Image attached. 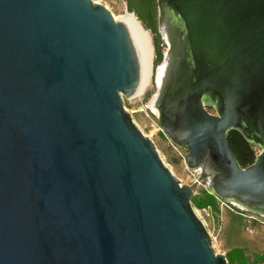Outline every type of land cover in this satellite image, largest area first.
Instances as JSON below:
<instances>
[{
    "label": "water",
    "instance_id": "95a60500",
    "mask_svg": "<svg viewBox=\"0 0 264 264\" xmlns=\"http://www.w3.org/2000/svg\"><path fill=\"white\" fill-rule=\"evenodd\" d=\"M156 5V116L191 184L123 107L142 78L124 23L93 0H0V264H227L190 204L201 181L264 217V0Z\"/></svg>",
    "mask_w": 264,
    "mask_h": 264
},
{
    "label": "rangeland",
    "instance_id": "374dc122",
    "mask_svg": "<svg viewBox=\"0 0 264 264\" xmlns=\"http://www.w3.org/2000/svg\"><path fill=\"white\" fill-rule=\"evenodd\" d=\"M93 1L105 6L115 17L128 11L125 0ZM143 29L145 30L144 26ZM147 32L151 42L154 69L159 63L154 66L153 35L149 30ZM161 41L164 51L167 46L162 38ZM155 91L153 83L141 97L122 95L123 107L137 128L153 142L160 159L179 183L191 184L197 179L198 172L187 167L184 161L185 150L170 141L162 131L156 114L150 109ZM208 111L213 112V109L208 108ZM256 150L258 153L257 147ZM190 204L209 233L214 252L223 254L227 264H264V217L221 201L207 190L205 181H201L195 188Z\"/></svg>",
    "mask_w": 264,
    "mask_h": 264
},
{
    "label": "bare ground",
    "instance_id": "6f19581e",
    "mask_svg": "<svg viewBox=\"0 0 264 264\" xmlns=\"http://www.w3.org/2000/svg\"><path fill=\"white\" fill-rule=\"evenodd\" d=\"M113 17L115 20L121 21L129 28V30L137 40L141 52L142 78L139 87L130 96L134 98L141 97L147 92V90L154 83L156 87V91L150 103V107H151L150 109L154 114L157 115L156 102L166 75V70L168 66L167 54L165 56V60L159 62V64L156 65V67L153 69L152 67L153 54H152L151 42L149 39L148 32L147 30L145 31L143 29L141 22H139V20L136 19L133 13L128 11H126L124 14L120 15L119 17H115V16ZM161 23L163 26L164 22ZM166 50L167 49H165V51ZM195 172L196 173L198 172L199 175V170H196ZM233 204L241 209H244V207L236 203Z\"/></svg>",
    "mask_w": 264,
    "mask_h": 264
},
{
    "label": "trees",
    "instance_id": "16d2710c",
    "mask_svg": "<svg viewBox=\"0 0 264 264\" xmlns=\"http://www.w3.org/2000/svg\"><path fill=\"white\" fill-rule=\"evenodd\" d=\"M125 1L127 3V10L133 12L136 15V18L141 21L144 28L149 30L153 35L152 40L155 50V66L162 59V41L157 29L156 21V0H136V4L132 3L130 0ZM227 143L242 167L253 162L257 154L256 147L246 141L239 132L230 131L227 136Z\"/></svg>",
    "mask_w": 264,
    "mask_h": 264
},
{
    "label": "flooded vegetation",
    "instance_id": "af4514ba",
    "mask_svg": "<svg viewBox=\"0 0 264 264\" xmlns=\"http://www.w3.org/2000/svg\"><path fill=\"white\" fill-rule=\"evenodd\" d=\"M132 3L136 4V0H130ZM137 19V18H136ZM156 21H157V5H156Z\"/></svg>",
    "mask_w": 264,
    "mask_h": 264
}]
</instances>
